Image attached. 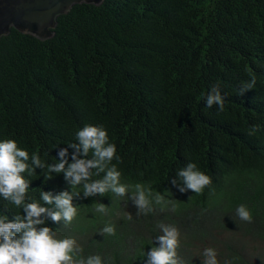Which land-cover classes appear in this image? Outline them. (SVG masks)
<instances>
[{
    "label": "trees",
    "instance_id": "1",
    "mask_svg": "<svg viewBox=\"0 0 264 264\" xmlns=\"http://www.w3.org/2000/svg\"><path fill=\"white\" fill-rule=\"evenodd\" d=\"M52 30L46 39L15 28L0 37V141L15 140L47 166L78 129L103 125L120 157L112 163L121 183L133 187L124 197H84L63 172L46 179L47 167H35L33 176L22 173L29 200L39 201L40 191L80 192L70 223L43 215L41 226L106 264H145L160 223L178 228L185 264H204L206 248L217 252L218 264H264V0L76 3ZM250 74L255 86L241 96ZM217 82L222 112L202 97ZM252 125L260 130L249 135ZM188 163L212 178L200 194L170 183ZM137 183L175 210L153 201L152 213L137 216L128 199ZM240 204L251 223L236 215ZM20 211L0 197L9 220ZM109 224L115 235L101 233Z\"/></svg>",
    "mask_w": 264,
    "mask_h": 264
},
{
    "label": "clouds",
    "instance_id": "2",
    "mask_svg": "<svg viewBox=\"0 0 264 264\" xmlns=\"http://www.w3.org/2000/svg\"><path fill=\"white\" fill-rule=\"evenodd\" d=\"M242 81L239 85V95L254 88L255 76ZM205 105L218 111L224 110L225 96L222 95L220 83L212 84L206 93L202 94ZM260 130L259 125H252L249 135ZM57 146H54V148ZM71 148L72 162L68 161V149ZM91 156V158H87ZM59 161L52 165H45L40 155L29 152L18 146L13 139L0 141V197L16 208L22 210L15 214L11 220L4 213H0V264H106L100 255H81L82 248L72 237H58L56 230L44 224L43 215L49 217L54 223L63 221L70 223L77 215V206L72 201L80 192L64 190L57 195L51 192L40 191V200L27 198L29 181L22 176L27 172L34 175V168L47 167L46 179L51 173L64 174V179L71 188L83 187L84 197L112 192L116 196L124 197L132 189V185L121 183V172L112 161L119 162L116 154V145L109 141L108 133L103 125L85 124L75 133V142L67 143V147L58 151ZM31 159V166L28 161ZM67 165V167H66ZM95 170V172L91 170ZM103 178L93 179V176ZM172 187L178 192L191 191L202 193L203 189L211 186L212 178L197 168L196 164L188 163L181 168L176 178L170 179ZM137 209V216L147 215L154 211L155 204L173 203L166 201L159 193L153 194L150 187L137 183L134 191L128 197ZM43 205L52 206L53 210ZM163 210V209H162ZM173 210L175 205L173 203ZM96 211L106 212V206L98 204ZM236 215L240 220L252 222V215L248 206L240 204L236 208ZM131 219V214L128 216ZM162 234L152 239V246L144 253L145 264H185L179 256V230L171 224H158ZM101 233L115 235V227L111 224L105 226ZM158 245V246H155ZM204 264H218L217 252L213 248L204 250ZM74 257H79L74 259ZM227 264V262H226Z\"/></svg>",
    "mask_w": 264,
    "mask_h": 264
},
{
    "label": "water",
    "instance_id": "3",
    "mask_svg": "<svg viewBox=\"0 0 264 264\" xmlns=\"http://www.w3.org/2000/svg\"><path fill=\"white\" fill-rule=\"evenodd\" d=\"M102 0H0V37L11 28L41 39L50 37L57 16L76 3L99 4Z\"/></svg>",
    "mask_w": 264,
    "mask_h": 264
}]
</instances>
